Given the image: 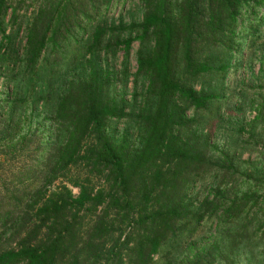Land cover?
I'll list each match as a JSON object with an SVG mask.
<instances>
[{
	"label": "trees",
	"instance_id": "obj_1",
	"mask_svg": "<svg viewBox=\"0 0 264 264\" xmlns=\"http://www.w3.org/2000/svg\"><path fill=\"white\" fill-rule=\"evenodd\" d=\"M263 28L264 0H0V264H264V113L227 86Z\"/></svg>",
	"mask_w": 264,
	"mask_h": 264
},
{
	"label": "rangeland",
	"instance_id": "obj_2",
	"mask_svg": "<svg viewBox=\"0 0 264 264\" xmlns=\"http://www.w3.org/2000/svg\"><path fill=\"white\" fill-rule=\"evenodd\" d=\"M260 42L262 47H259L263 49L264 35ZM136 48L137 46L135 45L133 53L136 51ZM245 54L246 52L244 51L241 67L231 72L227 79L228 89L233 96L232 105H235L234 107L238 105V107L242 109L241 113L239 111H234V118L236 119H233V122L235 120L236 124L237 121H239L237 117L244 119V124H250L253 118L258 114V110H262L264 113V70L261 71L262 68L264 69V59L261 60L260 58V56L264 55V51L258 50L256 53V62H251L246 59ZM131 66L133 68L135 66L133 57L131 59ZM263 127L264 124L257 125L256 132L258 133ZM229 130L232 131L231 128ZM221 140L223 142L225 141L224 139ZM255 158V155L249 156V154H244L242 156L243 161L248 159L254 160ZM73 193L77 195L78 191L75 189Z\"/></svg>",
	"mask_w": 264,
	"mask_h": 264
}]
</instances>
